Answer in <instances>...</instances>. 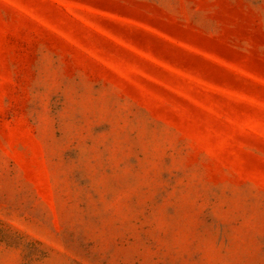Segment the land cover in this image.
Listing matches in <instances>:
<instances>
[{"label": "rangeland", "instance_id": "rangeland-1", "mask_svg": "<svg viewBox=\"0 0 264 264\" xmlns=\"http://www.w3.org/2000/svg\"><path fill=\"white\" fill-rule=\"evenodd\" d=\"M0 264H264V0H0Z\"/></svg>", "mask_w": 264, "mask_h": 264}]
</instances>
